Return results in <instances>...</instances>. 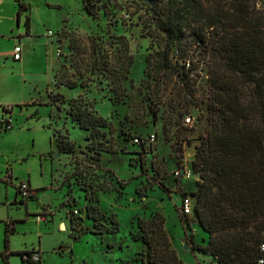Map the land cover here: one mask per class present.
Masks as SVG:
<instances>
[{
  "label": "rangeland",
  "instance_id": "374dc122",
  "mask_svg": "<svg viewBox=\"0 0 264 264\" xmlns=\"http://www.w3.org/2000/svg\"><path fill=\"white\" fill-rule=\"evenodd\" d=\"M23 1L30 6L24 17L29 15L31 35L23 17L9 20L10 0L1 5L7 20L0 21V119L9 122L0 130V253L4 223L14 226L7 263L37 264L38 257L39 264H121L114 259L126 262L139 245L128 238L136 218L154 212L165 218L183 264L206 262L192 245H205L208 235L179 207L182 194L193 199L196 190L191 162L207 128L210 56L187 31L166 69L155 5L146 0ZM193 18L188 16L195 25ZM14 45L22 49L19 61L12 60ZM56 94L88 104L110 128L89 139L66 115L69 106L52 101ZM2 107L9 109L3 113ZM57 137L73 144L71 153L55 148ZM20 182L39 190L37 196L21 201L15 196ZM88 204L110 213L99 212L96 227L84 221ZM110 220L118 225L115 235H105L113 228Z\"/></svg>",
  "mask_w": 264,
  "mask_h": 264
},
{
  "label": "trees",
  "instance_id": "16d2710c",
  "mask_svg": "<svg viewBox=\"0 0 264 264\" xmlns=\"http://www.w3.org/2000/svg\"><path fill=\"white\" fill-rule=\"evenodd\" d=\"M147 1L155 5V30L164 44L166 69L170 68V54L178 55L182 49L187 31L210 56L207 128L195 146L191 171L198 180L196 190L190 193L193 222L208 237L205 245L193 244L192 250L204 256L207 264H258L264 258L260 251L264 244V0ZM14 2L18 21L30 6L22 0ZM188 16H194L195 25ZM24 28L28 34L29 15L24 17ZM53 98V102L69 106L66 115L79 129L89 132V139L103 137L99 130L110 128L88 104H76L60 94ZM63 140L57 137L58 151L71 153L73 144ZM84 198L90 200L87 195ZM85 214L94 227L103 218L90 204ZM110 221L113 228L105 229L106 233H117L118 225ZM70 222L72 225V218ZM164 223L165 218L154 212L137 217L131 226L130 238L144 245L135 258L141 264H183L171 247ZM12 233L13 228L5 224L0 253L4 264H8V236Z\"/></svg>",
  "mask_w": 264,
  "mask_h": 264
},
{
  "label": "built area",
  "instance_id": "2783aa9c",
  "mask_svg": "<svg viewBox=\"0 0 264 264\" xmlns=\"http://www.w3.org/2000/svg\"><path fill=\"white\" fill-rule=\"evenodd\" d=\"M52 34L50 31L47 32V35ZM21 53H22V49L21 47H19V45H16L13 47V51H12V59L14 61H19L21 60ZM187 66H189V64L187 63ZM9 108H4L2 107L1 110L3 111V113H6V111ZM184 123L185 124H189L191 119L190 117H183ZM0 130L6 131L9 128V122L7 120L4 119H0ZM152 140H153V136H152ZM151 140V141H152ZM133 142L135 144H140V139L138 138H134ZM177 176H181L182 172L179 174L178 172L176 173ZM7 178L10 179L9 175L7 174ZM34 193L35 190L31 189L28 182H20L19 185L16 187V196H18L20 198V200H27V199H31L34 197ZM179 212L182 216L184 217H189L192 216L193 213V203H192V199L188 196L183 197L180 199V207H179ZM74 214L79 215L78 211H74ZM40 219H43V217H39ZM260 251L264 252V244L260 245ZM25 256V260L30 261V253L24 254ZM23 258V257H22ZM38 257H34L33 262H38ZM31 262V261H30ZM198 264H207L205 262H199ZM215 264V263H214ZM258 264H264V258H260L258 260Z\"/></svg>",
  "mask_w": 264,
  "mask_h": 264
},
{
  "label": "crops",
  "instance_id": "0c3cea01",
  "mask_svg": "<svg viewBox=\"0 0 264 264\" xmlns=\"http://www.w3.org/2000/svg\"><path fill=\"white\" fill-rule=\"evenodd\" d=\"M11 1V4H12V8H13V12H12V14L10 15V18H9V20L11 21V20H13V17H15L16 18V13H15V16H13L14 15V12L15 11H17V6H16V3L14 2V0H10ZM23 1V0H22ZM3 2H4V0H0V21H3V20H7V16L5 15V12H3L2 11V9H1V5H3ZM24 2V1H23ZM25 3V2H24ZM29 12H30V10H29ZM21 17H23L24 18V13L23 14H20V17H19V19L21 18ZM16 21H17V19H16ZM28 34H30L31 35V32H30V30H29V32H28ZM14 46H16V45H14ZM12 51H13V48H12ZM21 56H22V53H21ZM22 58V57H21ZM13 60V59H12ZM14 61V60H13ZM53 145L55 146V148L57 147L56 146V143L54 142V140H53ZM8 175H9V177L11 178V173H8ZM28 184H29V182H28ZM29 186H30V184H29ZM31 188V187H30ZM37 191L35 190V193H34V197L33 198H35L37 195ZM44 195V194H43ZM16 196V195H15ZM20 204H21V202H20ZM11 205H16L15 203L14 204H11ZM48 205H49V203L46 205V206H41L42 207V209L43 210H45L46 211V208L48 207ZM27 211V210H26ZM85 212V211H84ZM99 212H102L103 214H105V215H108V214H110V213H108V212H103V211H99ZM51 214H52V212H51ZM113 217H114V219H115V221L117 222V219H116V216H115V214H113ZM65 218H66V216H65ZM67 220H69L68 218H66ZM84 221H86V222H90L91 220L90 219H88V218H86V220H84ZM12 221H9V222H7V223H4V229H5V224H8V226H9V228H14V226L12 225V223H11ZM70 223V222H69ZM117 224H118V222H117ZM130 224H131V222H130ZM130 224H129V228H130ZM70 228H71V226H70ZM129 228H128V231H129ZM71 231H73L72 230V228H71ZM129 233V232H128ZM116 234V233H115ZM115 234H108V233H106L105 235H115ZM10 235H13V233L12 234H10ZM129 235V234H128ZM128 238L132 241V242H134V243H137V244H139L138 245V248H137V250H136V252H138V251H142L143 249H144V245L141 243V242H138V241H133L131 238H130V236H128ZM106 240L107 241H109V238H106ZM120 243H122V247H123V241L121 240V241H119L118 242V247L119 248H122V247H120ZM115 246V245H114ZM128 247V246H127ZM136 252H133L132 253V255H131V257L129 258V260H127L126 262L128 263V262H132V263H135V264H141L140 262H137V261H135V260H133V257H134V255H135V253ZM114 261L115 262H120L121 264H125L126 262L120 257V258H115L114 259ZM22 262H23V260H22Z\"/></svg>",
  "mask_w": 264,
  "mask_h": 264
},
{
  "label": "water",
  "instance_id": "95a60500",
  "mask_svg": "<svg viewBox=\"0 0 264 264\" xmlns=\"http://www.w3.org/2000/svg\"><path fill=\"white\" fill-rule=\"evenodd\" d=\"M150 3H152V2H150ZM48 203H49V199L47 197L43 196V197L40 198V205L41 206H46ZM82 264H86V263L85 262H82Z\"/></svg>",
  "mask_w": 264,
  "mask_h": 264
}]
</instances>
